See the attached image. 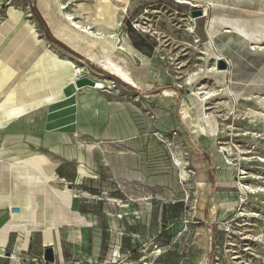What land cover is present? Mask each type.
Wrapping results in <instances>:
<instances>
[{"label": "rangeland", "instance_id": "rangeland-1", "mask_svg": "<svg viewBox=\"0 0 264 264\" xmlns=\"http://www.w3.org/2000/svg\"><path fill=\"white\" fill-rule=\"evenodd\" d=\"M5 1L6 4L0 1V6L13 5L12 1ZM31 1L29 0V8L23 9L24 20L30 25L34 24V32L38 39L46 42L49 39L48 36L54 39L52 28L48 29L45 23L47 20L45 14L41 13L35 0ZM67 1L59 0L63 6L67 7L63 10L64 12L75 8L79 3V0ZM91 1L86 0L87 4ZM108 1L96 0L97 5L104 7L108 24L112 22L111 8L118 6L120 11L117 15V23H114L113 27L96 26L89 20V25L106 30L105 33H97L116 39L118 48L124 40L128 42L127 39H130L139 51L149 55V60L144 57L142 58L146 62H142L137 57L131 60L132 64L134 61V72L130 70L126 62L119 61L117 56L107 59L99 53V56L103 58L102 61L95 62L88 56L87 59L80 57L82 61L76 64L77 67L81 68L84 77L87 75L91 80L103 81L106 88L110 87L98 92L115 94L121 99L123 105L131 102L134 108L139 110L133 109L136 124L142 127L145 125L144 120L147 122L146 129L139 136L151 142L150 147L146 149L144 159L148 173L166 171L172 173L174 170L171 163L177 153L184 155L187 160V170L194 173L190 176L191 181L198 172L197 166L209 168L206 173L197 176L199 177L197 196L193 193L192 185H179L176 194L167 188L147 190L152 203V214L158 212L157 204H164L169 207V210L173 207L174 213L183 215L181 221L176 222L183 225L182 231H179V234L172 233L173 238L163 247L151 245L147 262L152 264L156 257L169 252L181 254L180 257L183 260L180 264H264V44L249 45L238 34L230 33L228 30L223 31L212 38V49L224 62L221 66L214 60L206 61L205 45L209 41L207 27L214 13L211 0ZM213 1L221 2V0ZM222 1L246 18L252 19L258 13L264 14V0ZM204 9L206 15H203ZM193 11H201L202 16L192 18ZM110 30L122 38L118 39ZM54 36L56 37L55 34ZM43 47L46 48L44 41ZM64 49L60 51L62 55H66V52L70 53L68 48ZM41 53L42 49L28 62L23 73L29 67L28 73L36 68L43 59L41 55L37 61L35 60ZM72 54L75 56L74 53ZM214 67L226 72L225 83L228 88L235 84L245 89L243 98L236 100L235 94L231 92V101H227L223 95L224 91L215 84L209 74L202 76L203 78L201 77L198 83L194 84L193 89L187 84L186 79L189 75L202 73L205 69L210 70ZM147 69H150L153 79L146 87L140 88L125 81L124 74L129 72V74L145 75ZM18 79L19 77L11 85ZM19 87L22 86L19 85ZM196 88L204 92L221 94L213 100L206 101L204 107L205 116H214L217 120V136L208 137L202 131V125L196 116L187 110L190 102H194L192 94ZM8 89L9 87L5 91L7 92ZM164 99L171 100L176 108L170 110L172 106L164 107L160 104V101ZM227 102L230 103V108L225 107ZM146 105L149 109L142 110V106ZM0 138L2 139V129H0ZM219 147L231 150L229 161L221 156ZM113 156L118 158L117 163L121 162L122 159L119 156L114 154ZM222 173L225 174V180H220ZM95 178L96 176L92 179ZM222 193H226L228 203L234 202L232 207L221 204ZM126 195L130 199L133 198L131 191ZM193 226L196 233L191 232ZM187 232L190 235L185 241ZM154 246L160 250L159 255L156 254ZM9 250L8 247L6 252ZM43 254L40 258L41 262L44 261ZM113 257L110 255L111 262L114 260ZM19 258L20 263L23 264H27L28 261L36 263L35 259L25 253ZM124 261L123 263L134 264L130 263L128 258ZM51 264L61 263L55 258L54 263ZM72 264L82 263L76 261Z\"/></svg>", "mask_w": 264, "mask_h": 264}, {"label": "crops", "instance_id": "crops-1", "mask_svg": "<svg viewBox=\"0 0 264 264\" xmlns=\"http://www.w3.org/2000/svg\"><path fill=\"white\" fill-rule=\"evenodd\" d=\"M11 1L13 5L9 7L0 6V104L16 86L18 90L26 87H23V78L28 75L30 67L23 73L25 70L23 64L40 50L37 45L38 36L35 37L29 33L28 26L34 32V24L30 25L24 20L23 9L29 8V0ZM35 1L39 8V0ZM83 1L79 0L75 8L64 12L63 10L67 7L57 0L62 5V12L70 14L82 27L89 28L94 33L107 32L103 28L98 29L95 25L88 23L96 14L94 13L97 6L96 0H92L90 4H87L86 0ZM31 6H33L32 3ZM11 11L19 14L20 19L13 18ZM41 13L43 14L42 10ZM45 23L47 28L51 29L47 20ZM112 30L110 31L113 32ZM52 36L54 39L48 36L47 42L39 39L45 42L46 48H42V53L36 57V61L45 53V50L59 61H69L75 66L82 61L80 57L87 59L88 55L66 45L55 37L54 33ZM117 38L122 37L117 36ZM127 40L134 50L149 60V55L139 51L133 41ZM64 48H68L70 53L66 52V55H62L60 51L65 50ZM43 64L48 81L46 94L58 95L59 103L46 104L48 113L40 136L23 135L10 140L0 148V229L10 220L13 221V225H24L28 229L30 241L28 240L27 249L22 250L18 255L19 264H23L20 263L19 257L24 253L35 259V264H47L44 261L41 262L40 258L44 250L48 248L45 245L48 232L51 239L60 245L63 263L72 264L79 261L82 264H122L127 258L131 261L130 263H140V257L148 254L150 243L163 247L173 238L172 233L179 234V231L183 229V225L176 224L178 220L181 221L183 215L174 213L173 207L169 210V207L164 204H157L158 212L154 214L151 212L152 203L148 189L167 188L174 192L177 187L172 177H156L145 169V152L151 142L139 134L146 129L147 122H144L145 125L142 127L136 124L133 109L123 105L117 95L98 92L91 88L78 89L74 95V106L70 109L68 88L70 73L63 67L53 68L47 60L43 61ZM22 67L24 70L20 73ZM18 77L19 79L11 85ZM160 104L164 107L172 106L170 110L176 108L168 99L161 100ZM34 111H37L36 107L31 108L20 118ZM84 143L86 146L96 143L91 157L92 165H90L91 172L96 176L95 179L80 178L77 174L74 151L78 144L84 145ZM99 148L122 159V162L115 164L117 172L101 162ZM31 158H45L48 162L46 165L27 164L28 159ZM194 165L197 164L194 163ZM197 170L192 180L196 196L199 179L197 176L206 173L209 168L197 166ZM129 191L133 192L131 199L126 195ZM56 192L68 195L73 192L79 197L77 205L72 207L65 204ZM116 200H121L122 204L114 205ZM123 204L129 209L128 215L120 212ZM16 208L18 212L12 213L15 217L13 219V216H9L8 210ZM113 211L115 213H112ZM114 222L117 225L116 228L113 226ZM76 225L80 233L81 251L88 256L89 263L75 257L73 240L75 237H71L68 231ZM191 232L196 233L195 226L191 228ZM24 238L20 231H11L4 247L5 252L8 247L10 249L6 254L10 256L14 253L18 239ZM113 247H117L120 253L121 260L119 259L116 263H112L110 259ZM54 256L57 260L55 253ZM180 256L181 254L164 252L156 257L152 264H180L183 260ZM0 264H9V260L0 258ZM27 264L34 263L28 261Z\"/></svg>", "mask_w": 264, "mask_h": 264}, {"label": "bare ground", "instance_id": "bare-ground-1", "mask_svg": "<svg viewBox=\"0 0 264 264\" xmlns=\"http://www.w3.org/2000/svg\"><path fill=\"white\" fill-rule=\"evenodd\" d=\"M105 2H109V1L105 0ZM232 4H233V2H232ZM211 6H212V10L214 13L212 12L213 17H212L211 21L208 23V27H207V33L209 36V39H208L209 41L205 45L206 46L205 53H206V61L207 62L209 60L210 61L214 60L215 62H218L219 60H221L216 55V53H215L216 51L214 52L212 49V38L215 37L216 35L222 33L223 31L225 32L226 30H228L230 33L233 32L235 34H238L239 36H241L243 38L245 43H249V45L264 44V14L258 13L252 19L246 18L242 13H240L236 9L227 6L226 3L223 2L222 0H221V2L211 0ZM39 7L43 11V13L45 14L46 19L49 22L54 34L56 35V37L59 38L62 42H64L66 45L70 46L71 48H73V49H75V50H77L83 54L88 55L93 61H95V62L102 61L103 58H101L99 56V53L102 54L103 56H106L107 59H111L112 57L117 56L119 58V61L122 60V61L127 63V66H129L130 70H134V66L131 62V60H133L134 58L137 57L142 62H146V60L144 58H142V56H140L139 53H137L136 51H134V49H132V47L129 45L128 42H126V40H124L123 44L118 48L117 47V40L114 39L113 37H110V36L106 37L104 35L91 32L86 27H82L80 24L75 22L74 18L70 14H64L62 12L61 5L58 4L57 0H39ZM95 10H96V12H94V13H96V14L90 18V21L93 24H95L96 26L108 25L110 27H113L114 23H117L116 22L117 15L120 11L118 6H113L111 8L112 22L109 24L106 21V17H105V13H104V7L98 4L96 6ZM122 10H123V8H122ZM10 14L13 18L18 19V20L20 19V15L17 14L16 12L11 11ZM92 15H93V13H92ZM203 15H206L205 9L203 10ZM28 27L30 28L29 33L33 34L36 37L37 35H35V33L32 31V28L30 26H28ZM221 36H224V35H221ZM228 37H230V36H228ZM235 37H237V36H235ZM37 45H38V49H42V48L45 49L43 47V41H41L39 39L37 41ZM254 48H253V50H254ZM95 51H97L98 54ZM30 59L28 58L26 60V62L23 64L24 68L28 64ZM46 60L50 63V66H52L53 68L57 69V67H60V68L63 67L67 72L70 73L69 78H68V88L70 91L69 100H70V109L73 108V106H74V102H73L74 95H75L76 91L78 90L75 86V81L79 78L84 77L82 75L81 68H78L72 62H69V61H59L54 55H51L50 53L45 51V53L43 54V59L39 62V64L36 66V68H34L30 73H28V75H26L23 78V87L26 86L27 88L25 87L22 90H18V88L16 86L13 90H11L9 92L6 99L0 104V129H2V139L0 138L1 139V142H0L1 147L3 145H5L7 142H9L10 140H13L17 137H21L23 135L40 136L44 130L46 115L48 113V108L46 107V104L55 105V104L59 103L58 95L51 96V95L46 94V90L48 88V81H47V78L45 77L46 68L44 67V64H43V61H46ZM23 67H22L20 73H22V71L24 70ZM134 72H135V70H134ZM208 74L211 75L210 78L215 82V84L218 85L224 91L223 95L225 96L227 101H229V102L231 101V98H232L231 92L235 94L236 100H239L240 97L243 98V96H244L243 92L245 91V89L244 88L241 89L242 86H240V85L237 86L235 84H233V87L228 88L226 86L227 84L225 83V80L227 77L226 72L222 71V70H218L215 67L210 69V70L205 69L202 73L201 72L195 73V74L193 73L192 75H189V77L186 79V82L191 87V89H193L194 84L196 85V83H198V80L202 76H206ZM124 78H125L126 82H128L132 85H137L140 88H143L146 84H148L147 83L148 81H151L153 79V76L150 74L149 69H147L145 75H135L134 73L129 74V72H128V73L124 74ZM240 78H242V76H240ZM244 78H246V77H244ZM236 79H238V77ZM261 85H263V84H261ZM105 88H106V86H105L103 81H95V87L91 88V89L95 90V91H100V90L105 89ZM203 94L205 96L202 97L201 95H203ZM257 94H260V93H257ZM192 95L194 98V102L189 101L190 104L187 106L188 112L193 113L196 116L197 120L202 125V131L206 135H208V137L217 136V133H218L217 120L215 119L214 116H205L204 107L206 105V101H208L210 99L213 100V98L217 97L219 94L217 95L216 93L204 92V91H201L200 88H196V90L194 91V93ZM221 100H222V98H221ZM43 104H45V105H43ZM34 107L37 108L36 112L34 111V113H32V114L29 113V114L25 115L23 118H20V116H22L23 114H26L31 108H34ZM225 107L230 108V103L227 102ZM222 110H223V108H222ZM52 113H54V112H52ZM255 115H256V113H255ZM257 115H259V114H257ZM261 117H262V115H261ZM251 119H252V116H251ZM248 120H249V118H248ZM255 121H257V120H255ZM260 122H262V121H260ZM252 124H256V123H252ZM263 130H264V124H263ZM95 144L96 143H94V145H87L86 146L84 143V145L78 144L75 147V151H74L75 159L74 160L77 163V174L81 178H83V177L94 178L95 177V175L90 170V165H92L91 164V157H92V152H93L94 146H96ZM218 151L222 157H224L225 159H227L229 161V157L231 156V153H230L231 150L229 148L226 149V148L219 147ZM99 154L101 156V162L104 165L111 167V169L113 171H116L114 165H115V163L118 162V158L117 157L114 158L113 154H111L110 152H107V151H103L102 148L101 149L99 148ZM93 155H94V153H93ZM174 160H175V164L178 166V169L180 170V174H181L182 178L185 179L187 177V171L184 168L185 162L182 159L181 154H179V153L175 154ZM120 161L122 162V160H120ZM47 162L48 161H46L45 158H37V159L31 158V159H28L27 164H30V165H42L43 164V165H46ZM39 167H41V166H39ZM49 178L51 180V177H49ZM220 178H221L220 180H225V174L222 173ZM250 191H251V189H250ZM56 193H58V192H56ZM58 194L61 196V198L65 204H68L72 207H75L77 205V200L79 199V197L77 195L73 194V192H71L70 195H68L67 193H65V194L63 193L65 196L62 193H58ZM83 195H84V193H83ZM220 198H221V204L224 205L225 207H226V205L228 207H232V205L234 204V202H231V203L227 202L226 193H222ZM9 200H10V198H9ZM13 202H11V203H13ZM120 204H122V203H119V205ZM114 205H116V203ZM24 206H26V205H24ZM9 208H10V206H9ZM120 208H121V210H120L121 214H125V215L129 214V209L127 208L126 205L123 204V205H121ZM11 209L8 210V214H9V216L12 217L13 216L12 213H14V212H12ZM15 216H17V215H15ZM13 219H15V217ZM12 222L10 220V221L6 222L5 224L3 223L4 225L0 229V258H2V259L7 258L9 260V264H19L18 255L22 250L27 249V243L29 240L30 233H29L28 229L26 228V226H24V225H21V226L13 225ZM113 226L115 228L117 227L115 222L113 223ZM14 230L20 231L22 233V235L25 236V238L23 240L18 239L17 245L15 247V252L12 253L10 257H8V256H6V252L4 250V247H5L6 243L8 242L7 241L8 234ZM68 232L71 235V237H73V238L75 237L73 239L75 242V257L81 261H84V262L89 261L88 256L85 255L81 251V248L79 245V238H80L79 234L80 233H79L78 225L71 228ZM21 237H23V236H21ZM45 245L48 248H52V250L54 251V253L57 256V260L62 264L63 258H62L60 245L58 242H55L54 240L51 239L49 232L46 233ZM110 255L114 256L113 257L114 263H116L115 258L116 257L120 258V253L118 251V248L114 247L112 249V251L110 252ZM122 264H127V263L122 262Z\"/></svg>", "mask_w": 264, "mask_h": 264}, {"label": "built area", "instance_id": "built-area-1", "mask_svg": "<svg viewBox=\"0 0 264 264\" xmlns=\"http://www.w3.org/2000/svg\"><path fill=\"white\" fill-rule=\"evenodd\" d=\"M0 1H3L4 2V4H6L7 2L5 1V0H0ZM86 75V74H85ZM86 77H88L87 75H86ZM105 89H110V87H107V88H105ZM126 106H128L129 108H131V109H135L134 108V106L131 104V102H126V104H125ZM149 109V106L148 105H146V106H142V110H148ZM135 110H137V109H135ZM137 111H139V110H137ZM139 116H140V114H139ZM138 117V116H137ZM144 122H145V120H144ZM118 143H121V142H118ZM181 157H182V159L184 160V162H185V164H184V168H185V170L187 171V177L185 178V179H183L182 178V176H181V174H180V170L178 169V166L175 164V161H174V157H173V162L171 163V165H172V167H173V172L172 173H170V172H158V173H152V175L153 176H156V177H167V176H169V177H172L174 180H175V183H176V187H178L179 185L180 186H183V185H188V186H191L192 185V181L190 180V176L191 175H194V173L193 172H191V171H188L187 170V160H186V158H184V155H181ZM167 170H169V169H167ZM168 174V175H167ZM177 190V189H176ZM176 190L174 191V194H176ZM194 193V192H193ZM195 194V193H194ZM188 197V196H187ZM194 202H195V200H194ZM119 203H121V200H116V204L118 205ZM194 208V207H193ZM190 235V233L189 232H187L186 233V236H185V241L188 239V236ZM151 245H153V243H150V246ZM154 249L156 250V254L157 255H159L160 254V250H158L157 249V247H155L154 246ZM116 260V262H117V260H119L120 258H115ZM140 263H142V264H149L148 262H147V260H148V256L147 255H143V256H141L140 257ZM114 261V260H113ZM112 261V262H113Z\"/></svg>", "mask_w": 264, "mask_h": 264}, {"label": "water", "instance_id": "water-1", "mask_svg": "<svg viewBox=\"0 0 264 264\" xmlns=\"http://www.w3.org/2000/svg\"><path fill=\"white\" fill-rule=\"evenodd\" d=\"M202 16V12L201 11H193L191 12V17L192 18H197V17H200ZM221 66L224 65V62L222 60H219L218 61ZM75 86L77 89H81V88H94L95 87V81L94 80H91L90 78L88 77H82V78H79L75 81ZM13 212H18L17 209H13L12 210ZM6 256H9V254H6ZM43 259L45 262L47 263H54L55 261V258H54V253H53V250L51 248H47L44 250V254H43Z\"/></svg>", "mask_w": 264, "mask_h": 264}]
</instances>
